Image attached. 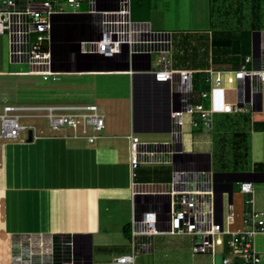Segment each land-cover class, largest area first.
I'll use <instances>...</instances> for the list:
<instances>
[{"label": "built area", "instance_id": "obj_1", "mask_svg": "<svg viewBox=\"0 0 264 264\" xmlns=\"http://www.w3.org/2000/svg\"><path fill=\"white\" fill-rule=\"evenodd\" d=\"M66 1L75 8H65L61 0H0V33L7 34L9 59L30 66L18 73L41 74L43 78L58 72L148 74L141 77V83L149 99L154 100L152 105L158 112L168 110L167 116L160 113L158 121L167 123L173 137L181 136V149H177L173 147L172 137L161 141L142 140L138 133L130 134L133 179L140 163L169 162L172 171L165 186H139L133 181V197L138 195L142 202L151 201L153 206L142 209L132 218V250L119 254L114 260L133 263L139 249L152 250L151 238L156 234H188L193 236V252L212 255L217 250V236H224L220 246L223 249L226 245L229 253L221 254L222 264H264V254L254 243L256 234L264 232V210L254 206L251 195L246 199L250 207L243 212L242 226L233 228L236 219L227 190L221 193V206L217 202L216 187L225 186L228 181L212 171L208 151H187L182 146L186 114L190 128L200 126L201 130L210 131L216 111L231 114L255 107L256 95L261 92L264 82V39L260 40L259 54H247L240 67L206 69L208 88L200 90L198 97L206 99L207 103L200 99L194 101V70L172 66L169 30L155 29L149 21L132 19L130 0H87L88 8L84 10L76 9L82 0ZM153 53L158 54L154 62ZM146 54L150 56L149 68L134 69L135 56L145 61ZM229 74L237 85L235 99L224 101L216 110L211 104L212 89L224 87ZM155 80L163 82L155 83ZM18 110L44 112L20 113ZM21 116L46 117L48 128L52 130L71 127L75 131L80 126L82 136L89 142L95 140L97 132L105 125V114L96 103L46 106L6 103L0 112V137L19 139L20 131L26 130L27 134L28 127L33 128L35 137L34 126L20 122ZM236 182H239L240 192L254 193L251 180ZM61 241L68 243L70 240L63 238ZM40 244H43L42 240ZM46 251L53 254L52 239L50 249ZM12 255L21 259L23 254L15 251ZM60 264H78L73 247Z\"/></svg>", "mask_w": 264, "mask_h": 264}, {"label": "crops", "instance_id": "obj_2", "mask_svg": "<svg viewBox=\"0 0 264 264\" xmlns=\"http://www.w3.org/2000/svg\"><path fill=\"white\" fill-rule=\"evenodd\" d=\"M184 8L189 11L190 23L200 22L194 19L195 16L214 20L216 11L219 17L231 12V19L250 21L252 37L259 38V33L264 32L257 26V13L262 15L263 11L264 14L258 0H130V17L149 21L151 25L172 22L178 26L175 29L179 30L180 22H184L181 18L187 15L185 12L180 14ZM254 31L257 34L253 35ZM9 63L13 61L9 59L8 37L0 33V74L18 73L17 70L9 69ZM236 86L229 74L224 87L213 88V108L218 110L224 101L234 100ZM261 88V92L256 95L255 108L235 112L236 120L248 124L246 129L237 128L248 133V156L243 166L245 168L242 167L241 171H250L255 161L264 160V125L260 123L264 121V82ZM146 95L147 100H131L127 111L128 128L131 127V130L126 133H98L94 141H88L89 146L65 143L62 138L65 135L43 138L42 148L34 142L25 146V140L14 142L16 147L11 158H7L6 163L0 160V264L50 261L60 264L68 257L72 247L78 264H90V257L91 264H136L140 252H153L152 237V250L139 249L133 263L114 260L119 254L132 250V218L139 215L142 209L153 206L151 201L142 202L138 195L133 197V181L139 186L157 188L165 186L171 178L172 164L169 162L140 163L136 176L134 179L131 177L130 134L136 132L142 140H148L147 132L169 131L167 123L158 121L160 113L166 115V111H156L152 105L154 100L149 99L148 93ZM252 112L257 115L253 116ZM256 120L259 126L254 125ZM31 145H36L32 153L35 155L33 163L28 166L25 151L28 152L27 148ZM39 149L43 151L42 166L38 161L41 156L38 154ZM248 161L250 168H246ZM218 177L228 182L231 179L234 183L236 178L247 179L248 176L227 173ZM127 222L128 236L123 232V225ZM54 234L65 236L57 238L58 243H54L52 254L46 250L50 249V239L53 240ZM65 237L70 240L68 243L61 241ZM217 237L216 253L212 255L206 252L211 256L212 264H220L217 262L218 255L221 256L226 249L220 246V239L224 236ZM41 240L43 244H40ZM261 240H264V232L257 233L254 239L256 248L264 254V241ZM15 251L23 254L21 259L13 257Z\"/></svg>", "mask_w": 264, "mask_h": 264}, {"label": "rangeland", "instance_id": "obj_3", "mask_svg": "<svg viewBox=\"0 0 264 264\" xmlns=\"http://www.w3.org/2000/svg\"><path fill=\"white\" fill-rule=\"evenodd\" d=\"M62 4L67 9H73L66 0H61ZM263 9L264 0H258ZM88 8V1L82 0L79 7L76 9L84 10ZM188 13L187 8L182 9L180 14ZM226 12V10H225ZM257 13V26L264 29V21L262 20L263 11ZM211 18H201L195 16V20L200 22H189L188 14L180 22L178 26L168 22V24L157 25L152 23V28L164 27L171 32V48L170 56L172 66L175 68H191L194 71L193 79V100L200 99L205 102L206 99L199 98L198 93L202 89V74L204 70L214 67L211 61L212 45L210 37L212 35L221 34L222 30L249 28L250 21L238 19H231L229 15ZM225 14V13H224ZM264 19V17H263ZM181 21V20H179ZM247 21V22H246ZM178 31V32H177ZM5 36L7 34L3 33ZM260 40L264 39V32L259 33ZM158 54L153 53V62L156 60ZM229 64H222L220 67H229ZM10 70H28L29 64L26 62L9 63ZM230 95V93H226ZM264 100V89L262 93ZM132 100V76L127 72H104V73H76V72H58L49 74L43 78L41 74H0V112L6 103H12L19 106H46L59 104H85L96 103L99 109L105 114V126L97 133H126L131 130L128 128L127 111ZM129 106V107H128ZM20 113L44 112V110H18ZM253 116L257 113H253ZM185 122L182 126V146L187 151H208L210 153L212 171L221 172L232 169L233 165H240L239 159L233 158L230 133H226L220 138L221 133L225 130H232L234 128H247L248 124L243 120H236V114H226L216 112L213 114V128L210 131L201 130L197 127L188 126V115L184 116ZM20 122L34 126L36 136L30 142L23 141L26 137V130L20 131V137L3 138L0 137V160L6 163L7 158L15 152L16 145L14 142L23 141L29 146L33 142L43 147L41 144L47 138L56 136H63L65 133L69 137H62L65 143L70 145L82 144L89 146L86 137L82 136L83 132L79 126L75 131L71 127H65L60 130H52L48 128V121L43 116H21ZM88 132H91L90 129ZM148 140H169L171 133L169 131H151L147 132ZM77 134V136H73ZM39 136V138H37ZM21 138V139H20ZM19 140V141H17ZM98 140V139H97ZM100 140V139H99ZM36 145H31L25 151L26 164L29 166L33 163V155ZM38 159L40 166L43 160V154ZM41 153H40V152ZM30 153L32 158H30ZM31 159V160H30ZM237 160V162H235ZM55 162V160H54ZM4 163V164H5ZM153 164H149L151 166ZM6 166V164H5ZM23 166V164H22ZM249 161L246 168L249 167ZM245 168V167H243ZM254 187V204L256 207L264 209V181L253 180ZM250 194L241 193L239 191V182L233 183V206L236 222L232 225L233 228L241 227L242 216L245 209L249 207L246 199ZM226 200H224V203ZM132 203V202H131ZM227 236L225 237V239ZM154 250L151 253L140 252L136 258V264H212L211 256L206 252H193V236L188 234H156L153 236ZM258 239V237H257ZM262 242L264 240H261ZM226 254L229 253L228 247L225 245ZM264 261V260H263ZM218 263L221 264V256L218 255Z\"/></svg>", "mask_w": 264, "mask_h": 264}, {"label": "trees", "instance_id": "obj_4", "mask_svg": "<svg viewBox=\"0 0 264 264\" xmlns=\"http://www.w3.org/2000/svg\"><path fill=\"white\" fill-rule=\"evenodd\" d=\"M255 13V10H253ZM255 32V31H254ZM256 34V32L254 33ZM253 34V35H254ZM210 43L212 45V55H211V61L214 63L213 68H225V69H234L241 66L243 63L244 57L252 53V28H238V29H229V30H222L221 34L212 35L210 37ZM222 64H229V67H220ZM249 65V64H248ZM194 72L196 74L197 71H193L192 73V86H193V79H194ZM202 74V89L208 88V83L205 81L206 76V70L201 72ZM201 89V90H202ZM205 103H207L205 101ZM264 125V121L260 122ZM255 126H259L258 121L256 120L254 122ZM198 129H201V127H197ZM221 133L220 138H224V134L230 133V141H231V150L233 154V158L239 159L241 164L233 165L232 169L234 170H226L221 171V174H230L232 176H243L246 175L247 179L251 178H259L264 177V160L263 161H255L252 166V170L250 171H241V168L244 165L245 161L247 160L248 156V133L246 131H243L241 129H232L227 130L225 132H219ZM237 162V160H235ZM233 203V199H232ZM234 208V206H233ZM236 222V221H235ZM235 224V223H234ZM123 232L126 236L129 235V222L125 223L123 225ZM65 236V234H54L53 241L54 243L57 242V238L60 236ZM68 236V234H67ZM66 238V237H65Z\"/></svg>", "mask_w": 264, "mask_h": 264}, {"label": "water", "instance_id": "obj_5", "mask_svg": "<svg viewBox=\"0 0 264 264\" xmlns=\"http://www.w3.org/2000/svg\"><path fill=\"white\" fill-rule=\"evenodd\" d=\"M256 32V31H255ZM253 32V34L255 33ZM257 34V33H256ZM259 50H260V39L259 38H255L252 37V54L254 56H257L259 54ZM149 60H150V56L149 54H146V60L145 61H140L137 59V55L135 56V60H133V68L134 69H148L149 68ZM109 67V66H108ZM127 67V65H125V68ZM51 69H54L53 66H51ZM148 74H142L140 72H134L131 76H132V100H147V92L144 90V86L143 83H141V77L142 76H147ZM150 76V74H149ZM154 76V75H153ZM163 82L162 80H155V83H160ZM255 108V107H254ZM166 111V116L168 115V110ZM135 121V119H133V122ZM169 129V127L167 128ZM136 130V129H135ZM34 138V134H33V128L32 127H28L27 129V134L25 137V141H32ZM172 140H173V147L177 148V149H181V136L178 135L177 137H173L172 136ZM187 153V151H186ZM222 172H215V175H221ZM245 178H236V181L242 180ZM250 180H260V181H264V177H260V178H251ZM217 189V202L219 204V206H221L222 203V191L223 190H227L228 191V200L229 202H232L233 199V180H229L228 183H226L225 186L222 187H216ZM167 210H168V203H167ZM74 234H72L71 238L73 239ZM67 238H64V240H66ZM89 263L91 264V257L89 259Z\"/></svg>", "mask_w": 264, "mask_h": 264}]
</instances>
